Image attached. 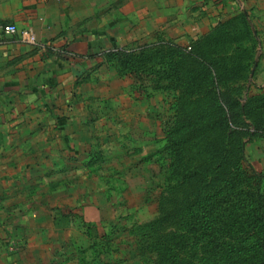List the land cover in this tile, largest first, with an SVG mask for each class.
Here are the masks:
<instances>
[{
  "label": "crops",
  "instance_id": "1",
  "mask_svg": "<svg viewBox=\"0 0 264 264\" xmlns=\"http://www.w3.org/2000/svg\"><path fill=\"white\" fill-rule=\"evenodd\" d=\"M202 1L210 2L207 14L215 3L217 19L193 20ZM238 9L260 30V63L243 85L248 96L264 86V0H0V264H47L81 235L72 224L79 210L104 221L97 201L80 196V157L95 139L106 144L113 122L142 118L112 116L117 102H131L132 80L117 77L107 55L158 30L187 43ZM8 24L33 30L38 43L4 33ZM95 102L104 104L101 113Z\"/></svg>",
  "mask_w": 264,
  "mask_h": 264
},
{
  "label": "rangeland",
  "instance_id": "2",
  "mask_svg": "<svg viewBox=\"0 0 264 264\" xmlns=\"http://www.w3.org/2000/svg\"><path fill=\"white\" fill-rule=\"evenodd\" d=\"M208 3L210 2L202 1L198 4L200 9L193 14V20L217 19L215 3H212L214 9L208 14L205 12ZM238 5L240 8V3ZM259 33L251 13L238 9L187 43L174 42L166 37L163 30H158L154 32L153 39L146 42L131 40L122 48L138 55L137 58L133 57L130 67L119 69L115 65L117 77H129L132 80L128 87L131 102H117L112 107L111 114L115 118L126 114L135 115L134 118L137 119H140L139 116L142 118L137 124L124 118L120 122H113L110 132L112 135L107 138L106 144L103 139H95L93 151L80 157V196L86 202L97 201L104 221L99 224L88 221L82 210L78 214L74 213L72 224L79 227L81 235L74 242L64 243L61 249L59 246L47 264H92L91 251L82 253L81 249L89 248L112 223L115 226L112 231L114 240L111 241L114 249L104 256V261L159 264L158 257L162 252L140 249L127 228L151 222L170 211L179 213L156 235L173 239L172 248L176 259H184L181 264H262L264 219L255 221L254 218L257 219L259 215V192L264 197V180L259 187L253 170L264 173L259 168L264 165V151L256 148L259 144L264 146V135L249 139L241 127L239 137L234 135L232 138L231 132L220 136L222 130H215L208 134L207 140L194 139L192 143L196 147L190 148L184 160L187 170L185 173H191L192 177L189 178L184 173V184H178L181 174L170 176V183L167 182L166 166L163 163L168 164L169 157L166 155L163 160L160 152L163 137H166V127L176 119L178 124L179 120L184 119V114L200 113L205 89L208 86L212 89L215 84L198 82L191 85L178 84L176 87L180 88L175 90L165 89V85L161 87L160 83H152L153 74L150 71L152 67L159 68L163 60L181 61L189 64L193 77L201 79L200 67L193 60L187 61L179 57L162 59V54L158 55L160 51L169 50L170 45L187 51L194 45L195 50L210 62L215 63L220 57H226L227 67L222 68L224 72L242 66L235 70V78L228 77L226 83H217L226 95L235 98L242 95L246 98L247 95L242 93L243 85L248 84L254 77L260 63V44L257 40ZM252 56L254 61L250 59ZM136 60L141 63L136 65ZM135 66L142 71L140 78L136 74ZM244 68L251 70L246 83L241 75ZM211 70L208 76L213 80L218 79L216 68ZM187 87L191 89L187 90ZM262 90L264 86L248 95ZM102 105L104 104L95 102L92 108H96L97 113L102 110L97 107ZM135 107L142 109V112H135ZM89 111L86 107L81 108L84 115L89 114ZM134 133L136 136H133ZM224 140L228 148L225 150L229 152L223 158L220 154H224V151L221 150L219 155H215L212 152L215 148H210V151L205 143H224ZM253 140L259 143L253 144ZM218 163L224 164L215 170L214 166H218ZM177 164L180 165L178 161ZM195 170L205 174H199ZM188 203H192L190 209L183 210ZM198 215L201 220H193ZM127 245L131 246L129 252ZM150 255L154 261L148 259Z\"/></svg>",
  "mask_w": 264,
  "mask_h": 264
},
{
  "label": "trees",
  "instance_id": "3",
  "mask_svg": "<svg viewBox=\"0 0 264 264\" xmlns=\"http://www.w3.org/2000/svg\"><path fill=\"white\" fill-rule=\"evenodd\" d=\"M180 49V47L170 45L169 50H165V52L160 51L161 53H157H159L158 55L162 54V56L160 57L162 59L179 57L187 61L193 60L196 65L200 67L199 74L201 75V79L193 77L192 69H190L189 64H187L186 62H184L183 64V62L181 61L163 60L159 68H150L151 74H153L152 83H160L161 87L165 85V89L171 88L173 90L180 88V86L176 87V85L178 84L191 85L198 82L208 84L210 82H214L215 84L214 88L211 89L208 86L205 89L201 100L202 111L200 113H195L194 115H191L189 113L184 114V119L179 120L178 124L176 119L171 123V125H168L166 127V137H163V147L162 150H160L163 160L166 155L169 157V161H167L169 163H163V166H166V180L170 183V176H177L181 174L182 177L179 179L178 184H184L186 182V176L189 178L192 177L191 173H185L187 172V170L184 164V160L190 148L192 146L196 147L192 143L194 139L203 138L207 140L208 134L215 130H222V134L220 136L228 135V132H231L230 135L232 138L235 137L234 135L239 137L241 127L244 128L242 131L245 133L244 135L249 139H254L255 137H263L264 90L253 95H248L246 98H244V96L242 95L238 98L228 96L223 93L222 90H220L218 83H226V81H228V77L235 78V74L237 73L235 70L238 68H242V66L235 67L233 69L231 68L230 70L228 69L224 72L222 68L227 67V64L225 63L226 57H220L219 59H217V62L214 63L206 60V58L198 53L195 50L194 45H191L190 51ZM107 56L108 60L113 62L116 66L118 65L119 69H123L125 67L127 68L128 66L130 67L131 63L133 62V57H138V55L129 53L127 49H119L108 54ZM253 56L251 58L249 57L250 59H252V61H254ZM138 63L141 62H138L136 60V65ZM214 67L216 68L217 77L219 80H213L211 76H208L209 72H212L211 69H213ZM135 68L136 74H139L138 78H140L142 71L138 70L136 66ZM250 74L251 70L249 71V69L247 70V68H244L243 73L241 72V75L243 76L242 78H244L245 81H248ZM161 79L167 82H162L163 80ZM157 87L160 88L159 86ZM186 89L189 90L191 88L187 87ZM244 89L242 93L245 94ZM183 110H185L184 106ZM205 143L206 146H208L209 150L210 148H215V150L212 151L215 152V155H219L221 150L224 151V154H220L221 158H223L226 153L229 152L225 150L228 149L227 142L225 140L224 143ZM177 161L180 163V165L177 164ZM223 164L224 163H221L218 166H214V169H219ZM253 171V175H256V178L258 179V186L260 187L261 182L264 180V173H259L255 170ZM198 172L199 174H205V172ZM184 173L186 176H184ZM257 201V209L259 215H257V219L256 217L254 218L255 221L264 219V197L260 192L258 194ZM191 206L192 203H188L187 205H185L183 210L190 209ZM178 213V211H170L166 215L158 217L151 222L127 228L130 235H133L136 238H134V241L136 242L137 246H140V249L145 248L151 249L150 252H154V250L162 252V255L158 257L159 264H181L184 261V259H176L174 248H172L173 239H171V237L164 238L163 236L157 237L156 235V233L160 229L166 227L169 221L177 217ZM193 220L200 221L201 217L198 215L194 217ZM114 227L115 226H113L112 223L109 229L105 230L102 235L98 236L96 240L90 244L89 248L81 249V247L77 246L82 250V253L91 251L90 261L92 262V264H120L122 262H114L113 260L104 261V256L110 254L114 249L111 246V241L114 240V238L112 237V231H114ZM130 247V245H127L126 249L128 252L130 251L128 250ZM117 249L118 247L115 248V251ZM148 259L150 261H154L151 255L148 256ZM262 264H264V258Z\"/></svg>",
  "mask_w": 264,
  "mask_h": 264
},
{
  "label": "built area",
  "instance_id": "4",
  "mask_svg": "<svg viewBox=\"0 0 264 264\" xmlns=\"http://www.w3.org/2000/svg\"><path fill=\"white\" fill-rule=\"evenodd\" d=\"M2 30L4 33H7V34L19 33L20 38L23 41L28 42L30 44L34 45V44L38 43L37 37H36L35 33L33 32V30H31V29H22L19 31V29L15 25L8 24V25H5Z\"/></svg>",
  "mask_w": 264,
  "mask_h": 264
}]
</instances>
